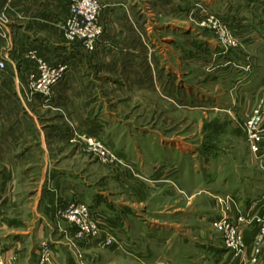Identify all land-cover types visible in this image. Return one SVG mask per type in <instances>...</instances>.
I'll list each match as a JSON object with an SVG mask.
<instances>
[{
	"label": "rangeland",
	"instance_id": "rangeland-1",
	"mask_svg": "<svg viewBox=\"0 0 264 264\" xmlns=\"http://www.w3.org/2000/svg\"><path fill=\"white\" fill-rule=\"evenodd\" d=\"M5 1L9 28L24 0ZM46 1L61 23L26 31L70 46L96 77L110 78L90 97L104 100L91 118L113 121L74 131L68 108L47 103L54 89L45 97L31 79L41 61L61 60L24 54L35 62L20 82L30 133L55 121L72 136H46L29 171H0V264H264L261 225L246 233L240 257L212 223L264 203V0H90L92 25L78 18L85 0ZM71 18L90 25L89 35ZM9 39L0 38L6 60ZM125 52L155 57L154 89L114 84ZM53 164L66 170L61 177Z\"/></svg>",
	"mask_w": 264,
	"mask_h": 264
},
{
	"label": "crops",
	"instance_id": "crops-1",
	"mask_svg": "<svg viewBox=\"0 0 264 264\" xmlns=\"http://www.w3.org/2000/svg\"><path fill=\"white\" fill-rule=\"evenodd\" d=\"M5 2V0H0V13L4 9ZM48 5L46 0H24L16 3L14 11L11 12L14 20L8 24L10 39L5 52V57L9 59L7 60V69L4 76L0 78V171L9 173L20 170L29 171L32 169L31 161L35 160L33 157L36 156L37 159L45 150L44 138L46 136L53 138L56 143L72 136L70 132L72 128L65 122L57 123L53 121L46 132L38 133L37 131L33 135L29 131L30 123L34 124V122L29 114L26 98L23 95L22 87L24 85H21L20 82H26L27 75L32 70L31 67L34 68L33 66H35V62L29 60L24 54L35 48L41 52L43 51L44 54H41V56L49 61L61 60V62L65 61L69 64L67 79L54 88V95L51 101L47 103H51L53 107L64 106L68 108V113L73 115V122L76 124L74 131L84 132L92 130V128L96 130L99 126L105 128L108 123L111 124L113 121L106 118V123H99L98 121L101 119L95 121L94 118H91L93 113L94 116L99 115L94 109L99 108L100 110L104 100L100 96H95L98 99L94 100L90 97L98 93L97 88L101 86L100 80L108 82L110 78L106 76L103 79L100 76L96 77L93 70L87 66L82 55L71 49L70 46L57 43L54 38L48 35L26 31L27 28L31 31L34 24L42 25V22L48 23L49 26L50 22H54V25L61 23L59 22L61 19L60 14L56 10L50 9ZM31 12L36 13L35 16H31L29 14ZM19 14L24 17L30 15L27 16L29 20L27 22L31 21V24L28 25L24 22L26 17L24 19L18 18ZM258 44L264 43L259 40ZM124 54L120 62L122 66L117 73V79L111 78L115 82L114 84H134L154 89L155 83L150 74L152 71L150 62L152 58L155 60V57H152L149 53H137L134 56L126 52ZM10 62L13 64L11 67L9 66ZM151 64L153 63L151 62ZM147 76H150L149 81L146 79ZM44 103V100L40 99V104ZM100 114H103L102 110ZM36 124L39 127L40 122L37 117ZM39 143H41V147H39ZM50 171L53 177L59 178L61 177L60 174L66 170L53 164ZM10 182H13V180H10Z\"/></svg>",
	"mask_w": 264,
	"mask_h": 264
},
{
	"label": "built area",
	"instance_id": "built-area-1",
	"mask_svg": "<svg viewBox=\"0 0 264 264\" xmlns=\"http://www.w3.org/2000/svg\"><path fill=\"white\" fill-rule=\"evenodd\" d=\"M13 1V0H8ZM85 5L80 7L82 10L79 14L78 18L81 19V14L85 15V19L88 24V21L90 22V25H92V18H95L96 10L98 9L97 4L92 3L90 0H85ZM84 13V14H83ZM77 17V15H76ZM5 21H2L0 17V38L4 37L7 38L9 31L7 28V25L4 24ZM71 25L75 27V31L78 30L81 34H88L85 33L89 31L90 25H83V26H75L74 23L78 24L77 22H74V18L68 22V25ZM93 27V26H92ZM91 32V31H89ZM235 44V43H234ZM7 69V60L6 58L2 57L0 54V76L2 73H4ZM69 72V64L65 61H62L58 64H52L48 63L46 61H41L38 66V74L35 76L31 75V79H33V87L38 90L41 94H43L45 97H48L51 95V92L53 89L62 81H64L65 76ZM259 138V136H258ZM255 149H258L255 147ZM100 151L108 157L107 151L100 147ZM228 202L230 205L238 207V202L234 198L228 197ZM242 212L240 208L238 207L237 213L233 212L232 216L229 213L228 215H222L220 218H215V220L212 222L215 226L222 229L224 233V239L227 244V248L231 251L232 254L242 257L244 254L243 247H244V240L246 237V233L250 228H252V225H261V229L257 228V239L262 240L264 236V203L261 205L260 212ZM255 229V228H253ZM259 243V241H258ZM242 253V254H241Z\"/></svg>",
	"mask_w": 264,
	"mask_h": 264
},
{
	"label": "bare ground",
	"instance_id": "bare-ground-1",
	"mask_svg": "<svg viewBox=\"0 0 264 264\" xmlns=\"http://www.w3.org/2000/svg\"><path fill=\"white\" fill-rule=\"evenodd\" d=\"M85 33H88V31H87V32H85Z\"/></svg>",
	"mask_w": 264,
	"mask_h": 264
}]
</instances>
